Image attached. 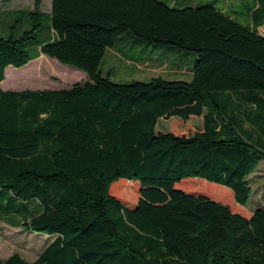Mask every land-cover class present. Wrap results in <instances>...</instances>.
<instances>
[{
	"label": "trees",
	"instance_id": "trees-1",
	"mask_svg": "<svg viewBox=\"0 0 264 264\" xmlns=\"http://www.w3.org/2000/svg\"><path fill=\"white\" fill-rule=\"evenodd\" d=\"M234 14L158 0H51L48 14L36 0L17 11L15 22L31 28L0 35V84L8 66L33 59L27 42L40 30L48 38L36 57L87 81L0 87V199L32 210L15 226L53 238L33 262L15 252L0 264H264V208L239 214L177 187L218 185L245 207L264 161L239 120L264 133V112L252 120L240 105L264 104V0H251L247 24ZM123 34L195 52L192 79L110 81L100 65Z\"/></svg>",
	"mask_w": 264,
	"mask_h": 264
},
{
	"label": "rangeland",
	"instance_id": "rangeland-1",
	"mask_svg": "<svg viewBox=\"0 0 264 264\" xmlns=\"http://www.w3.org/2000/svg\"><path fill=\"white\" fill-rule=\"evenodd\" d=\"M36 0H1L0 1V35L2 37L9 36L10 32H15V37L22 34V31L30 30L31 23L26 21L22 24L16 23V13L21 10H32ZM39 10L48 14L50 10L51 0H38ZM165 3L167 6L175 9L183 8H199L205 5H211L224 14L232 15L235 18L238 13L240 22L247 24V12L251 6V0H158ZM237 18V17H236ZM16 29H12V28ZM22 28L19 32L18 30ZM258 33L264 35V26L258 29ZM37 41L46 40L48 34L46 30L37 32ZM36 40L27 42L28 53L33 59L22 67L16 68L8 66L6 69L9 76L2 81V89L9 84L15 85L21 80L20 76L29 79L26 86L18 87L21 90L26 89H49V88H68L74 83H84L87 81L86 74L83 71L73 67L60 64L55 59L44 55H38V47ZM117 43V46H123L119 49L116 57L110 56L112 48H108L100 65V71L104 77H108L110 81L119 84H129L133 81L148 82L152 78L160 77L165 80H182L190 81L192 79V69L197 59L195 52L187 51L173 45H158L147 40L137 38L136 43L123 41ZM116 46V47H117ZM155 56V57H154ZM35 57V58H34ZM109 57V58H108ZM154 57V58H153ZM153 58V59H151ZM111 59V60H109ZM151 59V60H150ZM173 62L176 65L163 64L158 65V62ZM180 71V72H175ZM7 90V89H6ZM216 100H221V95H214ZM257 98H264V93L257 92ZM235 101V100H234ZM245 104L246 113L249 117L258 120V115L264 112V104L257 99L258 106L248 105L249 101L240 103L243 108ZM235 103L233 104V106ZM230 106V105H229ZM236 106V105H235ZM231 107V106H230ZM238 119V117H237ZM244 128V136L252 143L264 145V133L258 127H253L250 123L243 119H239ZM197 179H189L184 184L177 187L186 192L195 194L202 193L212 199L226 204L236 213H241V208L248 210H256V200L260 198L264 200V161H261L250 178L252 188L251 196L245 207L235 203L232 192L231 202L223 197L225 189L221 186L204 187L196 182ZM202 181V180H200ZM212 194V196H211ZM3 202V203H2ZM16 202H23L20 199L8 203L6 199H0V209L7 217L0 216V260H4L12 253H18L23 259L28 262L34 261L38 255L44 250L45 246L53 239L49 235L42 233H30L23 231L20 227L15 226L19 222H23L27 218H31L32 210H25L23 207L18 209L19 205ZM237 206V207H236ZM32 207V206H31ZM30 207V208H31ZM0 215H2L0 213Z\"/></svg>",
	"mask_w": 264,
	"mask_h": 264
},
{
	"label": "crops",
	"instance_id": "crops-1",
	"mask_svg": "<svg viewBox=\"0 0 264 264\" xmlns=\"http://www.w3.org/2000/svg\"><path fill=\"white\" fill-rule=\"evenodd\" d=\"M50 6H51V4H50ZM49 12H50V10H49ZM48 12V13H49ZM260 35H262V34H260ZM129 41V42H131V43H136L137 42V39L136 38H134V37H132V36H130V35H128V34H123L122 36H120L117 40H116V42H115V45L113 46V47H111L112 48V53H108V54H110V56H112V55H114V57H116L117 55H118V53H119V49L120 48H122L123 46H117L116 44L117 43H124L123 41ZM117 46V47H116ZM120 54V53H119ZM155 57V56H154ZM153 57V58H154ZM109 58V57H108ZM153 58H151V59H153ZM150 59V60H151ZM109 60H111V59H109ZM112 61V60H111ZM163 64H171V65H176L177 66V64H175V63H173V62H158V65H163ZM177 67H179V66H177ZM7 70V69H6ZM6 70H5V77H6ZM175 72H180V71H175ZM192 72V71H191ZM5 79V78H4ZM2 84V83H1ZM0 84V87L2 88V85ZM18 87H20V86H15V85H11V84H9L7 87H5L3 90H11V91H19V90H21V89H19ZM49 89H57V88H49ZM32 90H36V89H32ZM251 178V177H250ZM256 203H257V206L259 207V208H264V200H262V199H260V198H257V200H256ZM246 209V208H245ZM248 212H249V214L252 212V211H254V210H248V209H246ZM36 260V259H35ZM33 262V261H32Z\"/></svg>",
	"mask_w": 264,
	"mask_h": 264
}]
</instances>
